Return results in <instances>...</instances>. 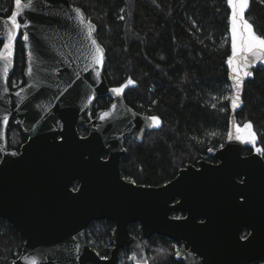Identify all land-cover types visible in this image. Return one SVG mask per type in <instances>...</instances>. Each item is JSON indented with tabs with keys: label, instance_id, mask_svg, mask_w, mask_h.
<instances>
[{
	"label": "water",
	"instance_id": "obj_1",
	"mask_svg": "<svg viewBox=\"0 0 264 264\" xmlns=\"http://www.w3.org/2000/svg\"><path fill=\"white\" fill-rule=\"evenodd\" d=\"M33 5L20 16L22 24H30L20 31L21 86L9 87L11 63L5 77L0 60V219L23 238L19 255L8 264H117L124 246L135 261H144L142 243L128 230L135 221L145 237L161 234L187 244V256L196 258L186 264H264V158L257 151L243 154L244 143L234 136L233 66L229 134L222 146L209 151L217 162L186 164L158 186L136 184L121 176L120 157L124 138H139L150 127L148 115L109 91L105 51L103 64H92L86 36L90 20L83 9L70 0H33ZM76 8L83 13V25ZM6 18L0 15V21ZM91 25L92 38L100 44ZM0 38L7 40L3 23ZM107 93L113 102L92 118L94 100ZM105 111L112 115L101 120ZM11 118L27 136L19 152L7 149ZM78 126L87 127V134L81 135ZM172 210L186 215L170 217ZM99 219L114 224L107 257L99 256L85 237L86 227Z\"/></svg>",
	"mask_w": 264,
	"mask_h": 264
},
{
	"label": "trees",
	"instance_id": "obj_2",
	"mask_svg": "<svg viewBox=\"0 0 264 264\" xmlns=\"http://www.w3.org/2000/svg\"><path fill=\"white\" fill-rule=\"evenodd\" d=\"M70 1L96 26L95 36L106 55L103 73L108 85L118 87L131 78L135 83L124 89V101L160 120L158 127L151 126L141 137L124 139L121 176L138 184L158 185L186 163L199 158L215 161L209 151L224 144L231 122V32L226 0ZM14 9L15 0H0L1 16L9 17ZM245 17L258 34H264L262 0H249ZM0 41L1 49L4 41ZM23 67L19 33L12 42L10 88L24 83ZM250 72L233 118L234 122H251L255 145L264 150V65L259 63ZM103 103L104 96L95 100V106ZM8 130L10 144L25 139L13 120ZM252 150V145L244 146V152ZM129 228L135 235L140 232L135 222ZM111 229L106 220L85 229L88 244L101 256L108 253ZM22 244L18 232L0 219V264L17 257ZM145 245L151 264H183L167 238L152 235ZM121 253L125 256L127 250Z\"/></svg>",
	"mask_w": 264,
	"mask_h": 264
},
{
	"label": "snow or ice",
	"instance_id": "obj_3",
	"mask_svg": "<svg viewBox=\"0 0 264 264\" xmlns=\"http://www.w3.org/2000/svg\"><path fill=\"white\" fill-rule=\"evenodd\" d=\"M264 2V0H262ZM227 6L231 9V14L229 17L230 20V32H231V55L228 57V64L233 66V71L235 75L233 79L235 83L233 88L235 89V96L232 98L231 103L233 107L237 106V101H239L240 90L242 87V82L244 77L251 76L252 73L247 71V69L254 64L257 60L264 63V34H258L254 30V26L245 18V11L249 7V0H226ZM15 5L18 11H13L11 16L7 17L0 21L3 23L7 29V43H3V48L7 50V55L4 52H0V60H3V75L6 77L8 73V57L11 56L12 51V42L14 41L16 35H18L21 29H27L30 27V24L25 20L23 24L20 22V16L22 13L31 9L33 5V0H28L27 4H22V0H15ZM76 19L79 20L80 24L85 23L83 13L79 8L75 9ZM123 19V17H120ZM94 26L91 25V22H88V31L86 36L90 39L91 48H90V59L93 65H102L104 61V49L97 42L96 39L92 38V31ZM29 33L27 31L23 32L22 39L23 41H29ZM2 42V41H0ZM29 57L32 56V53H28ZM241 69H243V74L241 75ZM31 73L32 69H28ZM96 75L99 76L100 73L97 71ZM135 82L128 78L126 82L118 87H113L109 91L113 93L116 97H120L124 89L129 85H133ZM19 96V92L16 93ZM215 107V105H213ZM112 110L117 108V105L113 103L111 105ZM112 115V112L105 111L101 116V120H105ZM8 117L5 116L3 123L7 124ZM147 121L151 122L152 126L158 127L160 125L159 117L157 116H148L146 117ZM252 127L251 122L245 124V128L250 129ZM239 130V128H238ZM250 139L252 142H255L256 135L254 132L249 133ZM258 152L264 154V150L257 149ZM246 238V237H245ZM30 264H35V261H30Z\"/></svg>",
	"mask_w": 264,
	"mask_h": 264
},
{
	"label": "flooded vegetation",
	"instance_id": "obj_4",
	"mask_svg": "<svg viewBox=\"0 0 264 264\" xmlns=\"http://www.w3.org/2000/svg\"><path fill=\"white\" fill-rule=\"evenodd\" d=\"M25 1V0H24ZM20 22H22V20L20 21ZM1 39V38H0ZM3 41H4V43L5 42H7V40H5V39H2ZM9 59V62L11 63V58H8ZM22 85V84H21ZM21 85H19V86H21ZM19 86H16V87H19ZM15 87V88H16ZM11 89H14V88H11ZM102 96H104V103H103V105L102 106H95V100L97 99H95L94 100V104H93V107H92V118H95L96 117V114L98 113V111H100V110H103V109H106L109 105H110V103L111 102H113V100H114V97H113V95L112 94H105V95H102ZM122 98H123V95H122ZM123 101H124V99H123ZM125 102V101H124ZM125 104H127L126 102H125ZM128 105V104H127ZM128 106H130V105H128ZM131 107V106H130ZM132 108V107H131ZM135 110V109H134ZM136 111V110H135ZM138 112V111H137ZM138 113H140V114H143V115H146V114H144V113H141V112H138ZM13 120V122H14V118H11V120H10V122ZM10 122H9V124H10ZM15 124V123H14ZM152 125H150V127H151ZM18 127V126H17ZM78 127H81V126H78ZM149 127V128H150ZM81 128H83V129H85L86 131L84 132V133H80L81 135H85V134H87V132H88V129H87V127H81ZM8 129H9V127H8ZM20 129V128H19ZM8 131L9 130H7V149H9V150H16L17 152H19L20 151V147H21V145H22V143L23 142H25L26 141V139H27V136L25 135V134H23V132L21 131V129H20V131H21V133L23 134V136L25 137V139L23 140V141H20V143L18 144V145H12V144H10V140H9V142H8V139H10L11 137H9L8 136ZM79 131V130H78ZM125 139V138H124ZM246 144L244 143L243 144V147H242V153L243 154H249V153H251V152H253L254 150H252V151H250V152H244V146H245ZM222 146V145H221ZM123 148H124V140H123ZM124 151H125V148H124ZM107 155V152L106 151H104L103 152V156H106ZM200 159H205V160H207V161H210V162H217V159L215 158V161H211V160H208V159H206V158H199V159H197L196 161H195V163H192V164H194V165H196L197 164V161L198 160H200ZM186 164H189V163H186ZM185 164V165H186ZM183 167V166H182ZM181 168V167H180ZM179 168V169H180ZM178 169V170H179ZM177 173H178V171H177ZM176 173V174H177ZM173 178V177H172ZM171 178V179H172ZM171 179H169V180H171ZM126 180H128V179H126ZM168 180V181H169ZM129 181H131V180H129ZM133 182V181H132ZM167 182V181H166ZM133 183H135V182H133ZM165 183V182H164ZM136 184H138V183H136ZM163 184V183H162ZM141 185H145V184H141ZM158 185H161V184H158ZM158 185H149V186H158ZM77 187V183H75L74 184V188H76ZM177 200H178V198H175L174 200H172V202L171 203H175V202H177ZM186 215V213L185 212H183V211H180V210H178V211H175V210H172L170 213H169V216L170 217H173V218H181V217H184ZM203 218H201V217H198V220L200 221V220H202ZM103 220H106V219H99V220H94V221H92L91 223H93V222H100V221H103ZM106 221H109L111 224H112V229H111V235H112V232H113V228H114V224L110 221V220H106ZM132 223H134V222H131V223H129V225L130 224H132ZM135 223H137L138 224V228H139V234H137V235H135V234H133V233H131L130 232V228H129V225H128V230H129V233L135 238V239H137V240H139L141 243H142V245H143V247H144V254H145V259H144V261H141V262H139V261H135L133 258H132V251L129 249V248H127L126 246H124V247H122V248H120L119 249V252H118V260H117V264H120L121 263V260H122V254L123 253H121L122 252V250H124V249H126L127 250V253H126V255L127 254H129L130 255V261H132V263L133 264H140V263H145V262H147V259H148V256H147V253H146V249H145V244H146V240L150 237H145L144 235H143V233H142V230H141V228H140V224L137 222V221H135ZM111 235H110V238H111ZM152 235H157V236H162V237H164V238H167L168 240H170L171 242H172V246H173V251H174V256H175V258L176 259H178V260H180V261H182L183 262V264H186V262L187 261H193V260H195V256L194 255H192V256H187V254H186V251H187V249H188V245L187 244H185V243H183V246H181L180 244H178L176 241H174V240H172V239H170V238H168V237H166V236H164V235H161V234H152ZM151 235V236H152ZM110 238H109V247H108V253H107V255H103V256H101V255H99L97 252H96V250H95V252L99 255V256H101V257H107V256H109V253H110V248H111V246H112V243H111V241H110ZM145 245V246H144ZM91 247V246H90ZM92 248V247H91ZM124 256V255H123ZM125 257V256H124ZM90 264H93V263H90ZM124 264V263H123ZM128 264V263H127Z\"/></svg>",
	"mask_w": 264,
	"mask_h": 264
},
{
	"label": "rangeland",
	"instance_id": "obj_5",
	"mask_svg": "<svg viewBox=\"0 0 264 264\" xmlns=\"http://www.w3.org/2000/svg\"><path fill=\"white\" fill-rule=\"evenodd\" d=\"M14 11H16V10L14 9ZM230 14H231V9H230ZM10 16H11V15H10ZM245 18H246V17H245ZM246 19H247V18H246ZM5 43H7V42H5ZM11 51H12V48H11ZM0 52H4V54L7 55V50H5V49L3 48V46L1 47ZM11 55H12V54H11ZM8 58H11V56H9ZM261 63H262V62H261ZM262 64L264 65V63H262ZM241 72H242V69H241ZM246 123H248V122H243V123L235 122V124H234V136H235L236 138H238L239 140H241L243 143H245V144H249V145H252V146H253V150H254V151H257V149H258L259 147H257V146L255 145V142H252V141H251L250 136H249V133H250V132H254V131H253L252 127H251L250 129L245 128V124H246ZM152 127H156V126H152ZM238 128H239V130H238ZM255 141H256V140H255ZM257 152H258V151H257ZM259 153H260V152H259ZM157 251H158V250H157ZM157 254H158V253H157ZM122 257H123V254H122ZM125 261H126L128 264H133L132 261H130V255H129V254L125 255V257L122 258L120 264L125 263ZM140 264H151V258H149V259L147 260V262H145V263H140Z\"/></svg>",
	"mask_w": 264,
	"mask_h": 264
}]
</instances>
